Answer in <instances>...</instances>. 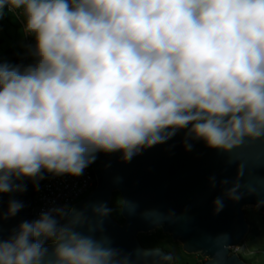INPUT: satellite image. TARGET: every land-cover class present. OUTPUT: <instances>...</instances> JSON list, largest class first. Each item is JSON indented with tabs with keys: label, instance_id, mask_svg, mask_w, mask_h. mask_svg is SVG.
Listing matches in <instances>:
<instances>
[{
	"label": "clouds",
	"instance_id": "1",
	"mask_svg": "<svg viewBox=\"0 0 264 264\" xmlns=\"http://www.w3.org/2000/svg\"><path fill=\"white\" fill-rule=\"evenodd\" d=\"M5 12L33 42L31 63L0 62V193L80 176L99 152L130 161L181 129L224 151L264 139V0H0ZM23 206L9 200L3 218ZM71 211L21 222L0 264H128L75 230L80 214L61 223Z\"/></svg>",
	"mask_w": 264,
	"mask_h": 264
},
{
	"label": "water",
	"instance_id": "2",
	"mask_svg": "<svg viewBox=\"0 0 264 264\" xmlns=\"http://www.w3.org/2000/svg\"><path fill=\"white\" fill-rule=\"evenodd\" d=\"M185 133V129L178 130L164 143L144 149L127 162L119 151L97 153L92 163L96 186L73 204L61 223L80 214L83 223L75 230L97 240L107 238L112 248L127 257L128 264H160L163 255H169V264H174L173 252L143 246L139 240V233L159 227L181 242L187 254L207 258L199 264H252L231 248L242 244L249 232L243 207H257L264 201V139L224 151L186 138ZM186 143L191 144L190 150ZM42 181L34 186L25 179V191L0 193V240L7 239L21 222L32 221L34 193ZM234 184H239V200L224 194ZM114 192L122 199L123 223L110 213ZM217 198L223 202L219 212L214 210ZM11 199L24 206L5 219L3 213ZM101 205L109 209L103 216L94 212ZM257 208L264 213V204ZM46 246L51 253V246Z\"/></svg>",
	"mask_w": 264,
	"mask_h": 264
},
{
	"label": "rangeland",
	"instance_id": "3",
	"mask_svg": "<svg viewBox=\"0 0 264 264\" xmlns=\"http://www.w3.org/2000/svg\"><path fill=\"white\" fill-rule=\"evenodd\" d=\"M27 41L21 32V25L14 12L8 14V20L1 18L0 20V55L1 53L12 48L17 51L26 61L27 64L32 62V58L27 54ZM0 62H8V59H0ZM14 65V64H13ZM244 211L249 222H251L258 230V235L250 238L246 235L242 244L237 246L234 251L239 253L241 257L252 262V264H264V213L260 212L256 206H244ZM160 227L141 234H154ZM161 238L158 239L164 243L166 250L173 252L175 257L174 264H199L205 260L199 253L187 254L183 249L181 242L174 241L168 233L162 232Z\"/></svg>",
	"mask_w": 264,
	"mask_h": 264
},
{
	"label": "built area",
	"instance_id": "4",
	"mask_svg": "<svg viewBox=\"0 0 264 264\" xmlns=\"http://www.w3.org/2000/svg\"><path fill=\"white\" fill-rule=\"evenodd\" d=\"M96 186V178L92 164L84 169L80 176H53L45 173L40 186L34 193L32 220L39 217L42 211L51 207L67 206L70 211L73 204L86 196ZM236 247H232L234 251Z\"/></svg>",
	"mask_w": 264,
	"mask_h": 264
},
{
	"label": "trees",
	"instance_id": "5",
	"mask_svg": "<svg viewBox=\"0 0 264 264\" xmlns=\"http://www.w3.org/2000/svg\"><path fill=\"white\" fill-rule=\"evenodd\" d=\"M11 12H5V14L3 15V18H5L6 20H8V14ZM1 20V18H0ZM27 44L32 43V37L30 36H25ZM0 59H8L10 60L14 65H27V61L14 49L12 48H8L6 50H4L1 55H0ZM121 205H122V199L119 195L118 192H114L112 201H111V205H110V213L112 215V217L119 221L120 223L124 222V219L121 215ZM162 233L161 229H158L156 231V233L154 234H141L138 235L139 240L141 241V243L143 244V246H147V247H163L164 243L158 239L161 238L160 234ZM258 235V230L257 228L250 222V228H249V232L247 234L248 237L250 238H254Z\"/></svg>",
	"mask_w": 264,
	"mask_h": 264
},
{
	"label": "flooded vegetation",
	"instance_id": "6",
	"mask_svg": "<svg viewBox=\"0 0 264 264\" xmlns=\"http://www.w3.org/2000/svg\"><path fill=\"white\" fill-rule=\"evenodd\" d=\"M163 248L165 249V247L163 246Z\"/></svg>",
	"mask_w": 264,
	"mask_h": 264
}]
</instances>
